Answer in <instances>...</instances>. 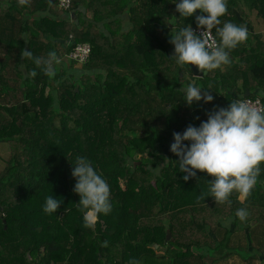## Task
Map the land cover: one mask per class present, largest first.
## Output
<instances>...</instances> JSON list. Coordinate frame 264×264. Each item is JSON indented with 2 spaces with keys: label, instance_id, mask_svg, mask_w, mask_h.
I'll return each mask as SVG.
<instances>
[{
  "label": "trees",
  "instance_id": "16d2710c",
  "mask_svg": "<svg viewBox=\"0 0 264 264\" xmlns=\"http://www.w3.org/2000/svg\"><path fill=\"white\" fill-rule=\"evenodd\" d=\"M179 2L72 0L64 9L59 0H0V143L11 147L0 170V264H216L234 255L257 264L264 257V164L250 196L233 192L217 203L215 177L197 170L185 181L170 150L174 132L199 127L247 89L264 103V0H227L217 27L245 25L248 39L230 50L231 65L200 77L171 58V33L197 28L202 14L181 17ZM78 43L92 48L82 67L68 57ZM22 50L32 56L23 59ZM190 83L213 102L189 106L181 89ZM77 156L111 190L112 211L93 228L73 190ZM52 195L62 203L48 214ZM241 208L245 220L236 216Z\"/></svg>",
  "mask_w": 264,
  "mask_h": 264
},
{
  "label": "clouds",
  "instance_id": "9594fccd",
  "mask_svg": "<svg viewBox=\"0 0 264 264\" xmlns=\"http://www.w3.org/2000/svg\"><path fill=\"white\" fill-rule=\"evenodd\" d=\"M18 2L25 5L29 0ZM197 10L202 13L196 16L197 26L204 31L198 34L187 25L175 34L172 32L169 42L174 45V55L171 58L179 65H194L203 74L222 70L232 63L230 50L247 41L248 29L230 21L217 27L221 24L220 18L228 12L227 0H180L176 3V11L181 17L193 16ZM213 29L219 41L213 36ZM49 55L55 59V53ZM21 56L26 60L32 53L22 50ZM36 63H40L38 58ZM30 75L35 76V71ZM181 90L189 106L201 100L205 103L214 100L209 91L191 83ZM207 116L199 127L189 124L183 133H173L170 150L179 157V171L187 173L185 181L196 177L197 170L215 177L210 181V196L217 203L228 202L233 192L247 198L255 188L264 164V103L259 99L253 102L239 97L232 99L227 108H214ZM71 164L72 176L76 179L73 190L81 197L78 204L83 211L85 227L93 228L100 214L107 215L112 211L110 186L86 157L77 156L75 164ZM61 203L53 195L48 196L43 210L48 214L56 213ZM236 216L245 220L248 211L238 209Z\"/></svg>",
  "mask_w": 264,
  "mask_h": 264
},
{
  "label": "built area",
  "instance_id": "2783aa9c",
  "mask_svg": "<svg viewBox=\"0 0 264 264\" xmlns=\"http://www.w3.org/2000/svg\"><path fill=\"white\" fill-rule=\"evenodd\" d=\"M72 0H59V7L67 9L70 7ZM198 34L204 29H200L199 27L194 29ZM214 36V34H213ZM215 37V36H214ZM216 39V37H215ZM217 40V39H216ZM91 45L89 43H78L69 53L68 57L71 60L76 61L77 63H86L89 60V57L91 55ZM246 98L252 100L255 102L257 99L260 100L261 103H263V100L260 96L251 97V96H245Z\"/></svg>",
  "mask_w": 264,
  "mask_h": 264
},
{
  "label": "rangeland",
  "instance_id": "374dc122",
  "mask_svg": "<svg viewBox=\"0 0 264 264\" xmlns=\"http://www.w3.org/2000/svg\"><path fill=\"white\" fill-rule=\"evenodd\" d=\"M88 15L91 17V13H88ZM76 65H77L76 67H82V63H77ZM10 152H11V147L9 144L0 143V170L4 167L6 159L10 155ZM141 157L142 155L137 156L138 159ZM241 199H244V198H241ZM236 235H240V238H242L244 236V232L237 233ZM236 235L234 236V238L236 237ZM159 254H162V251L159 252ZM256 262L257 264H264V257L261 258V261L257 260ZM216 264H245V261H243L238 255H234L226 260L219 261Z\"/></svg>",
  "mask_w": 264,
  "mask_h": 264
},
{
  "label": "water",
  "instance_id": "95a60500",
  "mask_svg": "<svg viewBox=\"0 0 264 264\" xmlns=\"http://www.w3.org/2000/svg\"><path fill=\"white\" fill-rule=\"evenodd\" d=\"M191 66V69H192V71H193V74H194V76H197V77H200V76H203V73H201L197 68H196V66H194V65H190ZM249 90L247 89V92H246V94H245V96H249ZM167 238H170V234H168V237ZM158 245L156 244V247H157ZM29 258H30V261H31V257H30V255H29Z\"/></svg>",
  "mask_w": 264,
  "mask_h": 264
}]
</instances>
